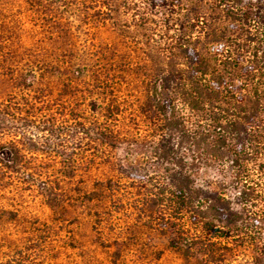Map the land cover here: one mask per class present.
<instances>
[{"label":"rangeland","instance_id":"obj_1","mask_svg":"<svg viewBox=\"0 0 264 264\" xmlns=\"http://www.w3.org/2000/svg\"><path fill=\"white\" fill-rule=\"evenodd\" d=\"M92 1L0 0V264H252L174 245L169 178L188 166L159 154L147 99L163 33L134 9L116 33Z\"/></svg>","mask_w":264,"mask_h":264},{"label":"trees","instance_id":"obj_2","mask_svg":"<svg viewBox=\"0 0 264 264\" xmlns=\"http://www.w3.org/2000/svg\"><path fill=\"white\" fill-rule=\"evenodd\" d=\"M92 5L95 22L116 33L130 9L149 42L163 33L158 48L167 59L151 69L147 99L159 119V154L188 166L169 178L171 229L185 240L174 245L190 252L199 244L205 257L243 251L264 264V0ZM202 166H217L222 177L199 181L194 170Z\"/></svg>","mask_w":264,"mask_h":264}]
</instances>
